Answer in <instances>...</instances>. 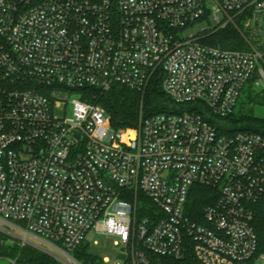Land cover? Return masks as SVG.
<instances>
[{
	"label": "built area",
	"instance_id": "obj_1",
	"mask_svg": "<svg viewBox=\"0 0 264 264\" xmlns=\"http://www.w3.org/2000/svg\"><path fill=\"white\" fill-rule=\"evenodd\" d=\"M205 20L215 27L185 34ZM230 25L264 36V0H0V221L22 246L79 264L94 230L124 264L264 262V137L215 124L264 86V40L206 44ZM155 80L175 110L134 129L87 94ZM195 186L212 191L201 211Z\"/></svg>",
	"mask_w": 264,
	"mask_h": 264
},
{
	"label": "trees",
	"instance_id": "obj_2",
	"mask_svg": "<svg viewBox=\"0 0 264 264\" xmlns=\"http://www.w3.org/2000/svg\"><path fill=\"white\" fill-rule=\"evenodd\" d=\"M206 40V44L222 49L240 51L247 49V45H245L241 36L235 30L229 28L217 32ZM87 94L96 105L105 110L112 126L117 129H134L138 126L141 115L147 118L165 113L167 112L165 108L167 109L172 104L164 94L159 80L152 81L144 93L115 86L107 93L90 91ZM215 124L222 134L247 132L264 137V119L257 116L242 115L239 117L232 114L226 119L215 121ZM193 191L195 192L192 196L193 210L201 211L205 206L213 204V199L211 200L210 198L212 194L211 190L195 186ZM254 227L261 245L264 246V203L260 205L256 212ZM2 251L3 254H9L11 260H16V264L57 263L54 258L31 247L21 248L17 255L11 257V248H7L5 244L0 242V256L3 255ZM71 255L79 264H104L102 260L93 256L88 247L84 245ZM152 262L153 264H200L192 254L183 261L154 257Z\"/></svg>",
	"mask_w": 264,
	"mask_h": 264
},
{
	"label": "rangeland",
	"instance_id": "obj_3",
	"mask_svg": "<svg viewBox=\"0 0 264 264\" xmlns=\"http://www.w3.org/2000/svg\"><path fill=\"white\" fill-rule=\"evenodd\" d=\"M213 27H215V23L213 21L205 20V21H201L200 23L196 24L192 28H189L185 32V34L187 36H193V35H197L203 32L204 30H207V29L209 30L210 28H213ZM227 28L235 30L241 36L245 45H248L247 43V40H248L252 45L258 47V43L264 40L263 34L261 36L259 33H257L258 35H253L251 33V35L249 34L248 36H246V35H243V33H240V31L233 25H230ZM58 99L64 100L65 98L61 96V97H58ZM64 108L65 106H62V109L57 111V114L59 116H63ZM165 110L173 111L175 110V108L171 104L167 109L165 108ZM67 112H68V115H70V108L67 109ZM242 115H253V116H257L259 118L264 119V86H256L255 83H251L246 87L238 103L236 111L234 112V116L240 117ZM141 118H143L142 115L140 119ZM11 233L14 235H17L20 238H23V239L25 238L23 234L14 231L7 224L0 221V242L5 244L7 248H11V251H10V254H12L11 257L13 255H17L21 248L31 247V246H22L23 241L21 239L15 238L14 236L11 235ZM27 240L51 252V249H48L47 246L41 245L39 243H35V241H32L30 238H27ZM84 246H87L90 253L102 261L105 259H109L111 262H113V264H124V262L127 260V255L124 252L120 251V249L114 248L111 240L107 239L104 235L95 232L94 230L88 234L85 240ZM31 248H34V247H31ZM34 249L38 250L37 248H34ZM40 252L47 254L43 251H40ZM1 253L3 254V251ZM47 255L54 258L57 261L56 264H66L60 259L52 256L51 254H47ZM11 262L12 260L10 259L9 254L4 253L2 256H0V264H12ZM68 262L69 264H75L72 261H68ZM257 264H264V262H259Z\"/></svg>",
	"mask_w": 264,
	"mask_h": 264
},
{
	"label": "water",
	"instance_id": "obj_4",
	"mask_svg": "<svg viewBox=\"0 0 264 264\" xmlns=\"http://www.w3.org/2000/svg\"><path fill=\"white\" fill-rule=\"evenodd\" d=\"M54 256H55L56 258L60 259L61 261H63L64 263L69 264L67 261L63 260V259L60 258L59 256H56V255H54Z\"/></svg>",
	"mask_w": 264,
	"mask_h": 264
}]
</instances>
